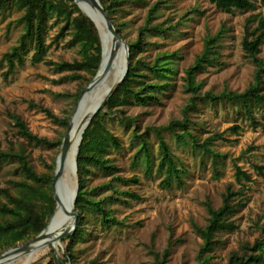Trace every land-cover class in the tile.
Here are the masks:
<instances>
[{
    "label": "rangeland",
    "instance_id": "1",
    "mask_svg": "<svg viewBox=\"0 0 264 264\" xmlns=\"http://www.w3.org/2000/svg\"><path fill=\"white\" fill-rule=\"evenodd\" d=\"M121 1L123 8L116 17L123 23L126 40L137 38L150 9L160 3L153 24H162L168 30L148 32V44L140 54L147 61H154L164 53L172 54L169 59L174 70L168 78L158 79H166L174 86H168L170 92L161 96L162 102L126 104L120 107L122 112L108 119V128L121 143L120 148L112 145L109 154L118 168L108 172L93 167L88 187L97 200L109 198L108 208L118 220L107 223L99 212L87 215L85 229L89 234L74 243L76 256L68 264H157V253L162 256L169 248L167 264H199L204 240L195 224H208L206 200L211 199L216 207L222 206L224 194L231 186L239 190L235 200L239 210L231 217L237 227L220 232L219 242L210 252V264H228L230 253L240 249L244 241L253 243L264 237V172L256 168L264 165V109L255 111L258 122L239 113L231 104H200L192 112L195 120L192 127L201 141L224 133V139L213 142V147L224 155L218 164L212 155L203 158L202 148L194 147L190 140L182 141L166 130L165 139L183 165L182 181L171 184L164 183L165 173L158 171L160 142L151 128L183 118L192 96L186 88V70L203 51L208 36L221 34V62L198 73L196 80L202 84V93L243 91L255 81L257 65L247 55L243 39L248 18L254 13H264V3L255 0V9L228 12L210 0ZM22 14L23 10L13 5L0 8V141L5 148L24 143L35 169L43 173L49 171V164L57 159L61 146L25 143L12 113L21 114L41 136L51 140L64 138L69 126L36 105H44L56 116L65 118L74 112L75 94L81 87L82 93L90 82L85 78L68 79L66 75L73 71L58 67L59 62L81 59L83 53L82 45L72 40V34L63 32L65 22L55 17L47 24L45 41L49 49L44 61L33 62L35 44L28 38L25 48H21L26 55L24 64H17L15 71L8 72L9 60L5 55L21 42L25 30L20 20ZM260 55L264 57V44ZM151 79L157 80L154 75ZM122 115L134 117V121L125 123L120 120ZM236 125L239 130L234 128ZM138 133L145 134L151 143L155 158L151 172L137 154ZM237 164L251 173L250 180L238 179ZM16 165L0 166V188H11V179L22 176ZM129 191L136 196L128 194ZM4 202L7 197L0 191V205ZM61 249L57 251L59 255L67 252V242Z\"/></svg>",
    "mask_w": 264,
    "mask_h": 264
},
{
    "label": "trees",
    "instance_id": "2",
    "mask_svg": "<svg viewBox=\"0 0 264 264\" xmlns=\"http://www.w3.org/2000/svg\"><path fill=\"white\" fill-rule=\"evenodd\" d=\"M107 10L115 19L120 33H123V23L116 14L122 9L121 0H102ZM218 8L228 12L236 9L248 10L255 9V0H210ZM264 3V0H261ZM160 3H156L150 9L147 22L141 27V32L134 40H127L131 48V64L128 75L120 84L117 91L94 116L90 125L87 127L83 140L80 145L78 155L80 192L76 202V209L79 212L78 226L76 231L69 237L63 239L67 242V252L59 255L54 248L47 253L36 258L29 264H68L75 258L74 243L83 241L89 234L85 229L87 215L101 213L103 220L107 223L117 221L111 209L108 208V197L97 200L93 197V192L88 187L89 175L93 167H100L112 172L117 170V165L109 155L111 146L121 147L119 137L108 128V119L114 117L120 108L126 104L162 102L161 96L170 92L174 86L166 79L159 81L158 78L169 77L174 70L169 57L170 53L158 56L154 61H147L140 53L145 49L147 43L146 35L148 32L159 33L167 31L162 24H153L157 17ZM6 5H13L23 10L21 21L24 23L25 30L21 36V42L14 47L12 52H8L5 58L9 60V71H15L17 64H24L26 55L21 48H25L26 41L31 38L35 44V51L32 60L35 63L44 61L49 49V44L45 41V32L50 18L65 22L63 32L68 31L72 34V40L82 45L83 57L74 61H62L58 63L61 70L73 71L66 75V78L84 79L87 83L95 77L103 56L102 39L95 21L82 10L75 0H0V8ZM254 23H257L254 26ZM220 37L221 34L208 36L205 40V47L198 55L196 61L186 70V88L192 93L187 105L184 108V116L180 119H173L170 123L162 126H154V130L160 142V155L158 171L164 172L163 182L171 184L175 180L182 181L181 172L183 165L179 164L178 156L171 149L165 139V131L173 132L182 141H191L194 147L200 149L201 155L214 156L215 164L223 159V154L215 149L213 142L215 139H224V133H217L207 137L204 141L197 135L192 127L195 120L192 112L198 109L200 104H231L237 108L238 112L251 120L258 122L256 110L264 109V57L260 55L264 44V13H254L248 18L246 34L243 39V46L247 55L257 65L255 70V81L243 91L228 90L215 93L207 91L202 93V84L196 80L199 72L204 71L208 66L220 63ZM154 75L157 80L151 79ZM171 86V87H168ZM81 89L75 94V102L81 96ZM64 95V94H63ZM69 95V94H68ZM48 115L61 121L65 126H69L71 116L65 118L56 116L52 110L44 105H36ZM121 121L131 123L134 117L122 115ZM14 124L18 134L31 145H46L60 147L63 137L51 140L49 137L35 133L28 122L21 114L12 113ZM239 130L240 126H234ZM139 140L137 154L146 163L147 169L151 172L155 164V158L151 143L146 135L135 134ZM6 163H15L17 172L22 176L18 179H11V188H0L6 195L7 202L0 205V255L11 247L29 241L36 237L48 225L57 206L54 195V175L56 160L49 164V171L39 173L26 149L24 143L18 147L12 146L5 148L0 141V166ZM260 172H264V165H256ZM237 177L251 179V173L244 170L237 164ZM136 179V178H135ZM137 180V179H136ZM96 190V189H95ZM136 196L133 192H128ZM239 190H234L231 186L224 194L223 204L220 207L214 206L211 199L206 200V207L210 214L207 225L202 226L196 223V229L203 237V245L199 252V264H210L212 252L219 240L220 232L234 230L236 222L231 217L239 210L236 197ZM60 250L61 247H60ZM171 248L167 249L161 256L157 253V264H167ZM264 263V237L255 240L253 243L244 241L240 249L233 250L229 255L228 264H263Z\"/></svg>",
    "mask_w": 264,
    "mask_h": 264
},
{
    "label": "water",
    "instance_id": "3",
    "mask_svg": "<svg viewBox=\"0 0 264 264\" xmlns=\"http://www.w3.org/2000/svg\"><path fill=\"white\" fill-rule=\"evenodd\" d=\"M84 1L88 5L96 8L98 12L102 15V17L108 22L109 27H110L111 36H110V40L108 44L106 45L102 31L95 21L99 29L101 39H102V46H103L102 61H101L100 67L95 77L93 78V80L87 86L83 88L81 96L71 116L68 131L63 138L60 151L56 159L53 187H54V195L57 200V206H56L55 212L52 215L48 225L43 229L42 232H40L36 237L30 239L29 241L19 243L11 247L7 251H5L3 254L0 255V261L3 259H6L7 257L20 254L23 252L38 251L55 241H58V240L63 241V239L69 237L76 231L77 226H78V219H79V212L76 209V202H77V198H78L80 187H81L78 155L80 152V145L82 143L83 136L78 146V154L72 162L67 160V153L71 149L73 141L77 133L83 126L84 122L86 121V119L88 117H90L91 119L94 118V116L100 111V109L106 104V102L117 91L120 84L124 81V79L128 75V72L130 69L131 48H130L129 42L120 33L118 25L115 22V19L110 14V12L107 10L103 1L102 0H84ZM75 2L78 3V5L85 12V9L79 4V2L77 0H75ZM119 43H122L123 50L127 54V57H126L127 59H126V66L123 69V73L120 75L118 84L102 99V101L98 105H96V103L93 102L91 103L89 107L83 108L81 105V102H82L84 94L92 90V88H94L95 86H97L100 80L102 79V77L106 74L110 66L112 55L114 54ZM56 186H57V190L59 191L61 195L62 203H59ZM74 194H75V197H74V203H73L72 198ZM62 209L65 210L66 213L70 215L73 219L71 222H69L63 228H61L57 234L51 235L48 232H46V230L52 227L53 223L58 218L59 213L61 212ZM55 250L57 252L59 249L55 248Z\"/></svg>",
    "mask_w": 264,
    "mask_h": 264
},
{
    "label": "bare ground",
    "instance_id": "4",
    "mask_svg": "<svg viewBox=\"0 0 264 264\" xmlns=\"http://www.w3.org/2000/svg\"><path fill=\"white\" fill-rule=\"evenodd\" d=\"M79 4L85 9V12L98 24L99 28L102 31L105 44L107 45L110 40V27L108 22L102 17V15L98 12V10L90 5H88L84 0H77ZM127 54L123 50L122 43H119L114 54L112 55L110 66L106 72V74L102 77L99 84L92 88V90L86 92L83 96L81 105L83 108H87L91 105V103L95 102L96 105H98L102 99L118 84L120 75L123 73V69L126 66V58ZM92 121L90 117L86 119L83 126L77 133L72 147L67 153V160L73 161L75 157L78 154V146L80 144V141L82 139V136L84 135V131L86 130L89 123ZM57 190V186H56ZM57 196L59 203H62L61 195L59 191L57 190ZM74 197L72 198V201L74 203ZM72 203V204H73ZM72 217L66 213L65 210H61L59 213L58 218L53 223L52 227H50L46 232H48L51 235L57 234L61 228H63L66 224L72 221ZM63 241H55L46 247L38 250V251H27L20 254H16L10 257H7L6 259H3L0 261V264H29L36 258L42 256L43 254L50 251L52 248L60 249L62 246Z\"/></svg>",
    "mask_w": 264,
    "mask_h": 264
}]
</instances>
